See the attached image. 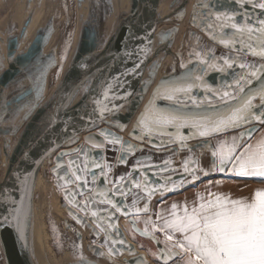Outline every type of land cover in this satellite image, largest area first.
<instances>
[{"label":"snow or ice","instance_id":"snow-or-ice-1","mask_svg":"<svg viewBox=\"0 0 264 264\" xmlns=\"http://www.w3.org/2000/svg\"><path fill=\"white\" fill-rule=\"evenodd\" d=\"M223 2L216 0L212 6L208 3L203 5L208 9L203 23L214 40L229 48V53L220 57L211 50L203 54L199 51L190 53L195 57V67L189 68L183 64L181 67L184 71L180 75L166 77L134 128V132L141 130L136 137L138 140L143 142L147 138L150 143L154 140V147L168 151L191 153L193 146L188 141L198 139L200 143L196 147H208L211 151L207 167H202L199 160L191 155L185 157L180 168L172 167L171 159L164 160L160 165L141 164V160L151 159L150 156L141 155L128 172L114 181H108L105 168L110 171L111 165L97 162L92 156L93 149L103 152L109 144L112 147L118 145L120 163H127V157L136 151H144L139 145L124 140L108 129L97 134L99 140L88 137L92 141V149L76 150L78 158L85 161L83 169L75 165L72 171L73 161L67 166L59 165L65 169V183L75 184L68 200L78 209L77 218L83 221L90 216L95 222V235L100 237L103 234L105 237L99 245L95 242L92 244L101 256L113 257L127 250L135 258L134 264H146L145 259L137 257L133 246L123 237L118 224L122 215L126 225L131 223L134 226L133 235L138 232L156 244L158 251L152 255L157 258L158 264H264V185L254 189L250 196L233 197L225 192L198 193L191 202H174L167 211L155 213V219L150 215L154 196L159 195L163 199L167 193L195 185L197 181L214 174L264 180V133L255 136L264 126V0H228L229 3L235 2L239 10H217L223 7ZM246 5L260 11L250 12ZM110 8L109 5L106 10ZM199 8L198 4L197 13ZM85 32L94 46L106 43L97 39L96 28L91 21L86 23ZM41 39H44L43 35L38 37L30 52L21 54L20 59L25 62V79L31 80L32 84L25 89L23 81L17 82L21 90L15 97L17 108L13 110V115L25 108L28 110L26 115H32L43 99L47 72L56 63V56L55 53L45 56L37 51ZM130 42L133 48H126L121 63H131L132 67L126 66L124 71L114 76V85L112 81H105L100 99L93 101L94 114L98 118L106 114L118 115L124 103L133 102V92L124 88L123 83L137 73L147 56L142 54L140 47L144 38L132 36ZM249 54L258 59L249 61ZM81 67L87 69L88 65L82 63ZM107 67L105 65L103 70L97 71H106ZM62 71L63 64L60 65ZM210 72L227 74L231 78L230 83H225L221 88L211 87L205 79ZM89 79L91 77H85L77 86V90L84 88L85 100L92 92V88L87 87ZM197 89H203L206 94L198 98L195 94ZM157 101L165 103L161 105ZM10 103L5 96L2 107L8 108ZM56 116H59L58 112ZM85 123L95 126L96 121L89 115ZM49 127H55L53 118L49 120ZM185 129L189 130L187 135L184 134ZM64 131L67 135V126ZM230 132L237 134L229 137L227 134ZM72 135L75 136V131ZM214 137L223 139L213 144ZM65 155L69 154L61 153L58 161ZM93 167L100 169V177L105 181L103 189L97 186L94 195H89L85 200H74V196L82 195L84 191L93 192L88 187L89 183L95 185L98 179L97 173L92 171ZM153 168L157 169L155 173L152 172ZM88 173L92 176L91 182L87 179ZM14 176L20 185L21 196L19 200L11 195L6 197L7 203L0 207V228H11L21 245L27 247L26 231L30 225L28 191L33 173L18 169ZM158 176L159 179H154ZM223 183V179L216 182L210 180L207 187H219ZM109 184L112 186L109 187ZM133 192L134 198L128 204L127 196ZM79 212L85 216L81 217ZM141 223L143 228L139 227ZM78 264H94L83 256L82 247Z\"/></svg>","mask_w":264,"mask_h":264},{"label":"water","instance_id":"water-1","mask_svg":"<svg viewBox=\"0 0 264 264\" xmlns=\"http://www.w3.org/2000/svg\"><path fill=\"white\" fill-rule=\"evenodd\" d=\"M56 1L57 0H52L51 5L53 6V3ZM79 1L81 6L84 0ZM107 1L108 0H103L101 2H105L106 9L109 5L112 8V5H114L113 1L109 0L108 3ZM162 1L163 0H136L137 5L135 10L133 9L132 12V16L136 18H134L130 25H126L127 23L120 25L118 23L111 37L109 38L107 45L105 47L103 46V48L102 44H99L98 47L94 46L92 39L86 35L85 32L86 23L91 21L92 24L95 25L97 39L100 40L102 38V35L99 31L100 27H102V25L105 24V21L107 20V14L105 8H103L101 5V2L96 3L94 0L96 5L94 8L95 11H90L86 14L80 15L82 18L81 29L78 35V44L71 60V64L67 68V71L61 76L59 86L54 95L46 100L44 91L43 99L39 101V106L33 111L32 115H25V117L22 118L23 112H19V114L13 116V120L11 119V116L13 110L17 108L15 97L19 95L21 89L19 86H17V88L15 87L13 88V91H11L9 87L18 81H23V88L25 89L29 88L32 84V81L27 83L29 79H25V62L21 61V54L30 52L32 50V46L36 43L38 37L41 35H43L44 39L40 40L37 51L43 52V48L49 44L53 34L58 30V27L57 24L53 23L52 19L49 20L46 25L39 26L36 34L28 43V45L19 53H16L19 48L21 38L26 34V30L30 24V18L26 20L21 28L17 22L18 20H7L4 25L0 26V31L5 30L3 33L7 36L6 56L11 60L6 68L0 72V137L4 138L5 140V146L3 149V153L5 154L4 156L7 158L10 156L8 169L3 181L0 184V207L7 203L6 197L8 195L15 197L17 200L20 199V185L14 176L17 170L19 169L21 172H24V170L27 169L33 173V176L29 180L28 191V202L30 204V225L26 231L27 247H23L21 245V242L15 231H13L11 228H0L1 264H35L30 242L31 209L35 192V183L38 179L41 169L45 162H47L58 149L75 143L81 134L89 132L103 123L115 127L120 132L126 133V137L123 138L124 140H130L133 144L139 145L144 150L146 149L150 152L158 154H167V159H171L173 162L171 165L172 167L176 168L181 166L182 161L189 155H191L193 159H198L202 167H207L209 165L211 151L208 147H196V145L200 143L198 139H191L188 141V143L193 146L191 153L186 151L176 152L154 147V140L152 143H150L149 140L145 138V140L141 142L136 138L141 134V130L136 129L134 132L137 119L140 117L141 113L145 111L146 107L149 105V102L153 100L157 88L161 86L165 78H171L172 76L180 75L184 71L181 67L183 64H187L189 68L195 67V57L191 56L190 53L199 51L203 54L211 50L217 57L229 53V48L221 44L219 40H214L203 23L204 17L208 12V9L204 8L203 5L208 3L210 6H212L216 3V0H194L189 13L188 28L184 32L181 42L173 53L169 63L164 69V72L158 78L163 62L170 53L171 44L176 40L178 35L177 33L179 32V24H175L173 22L168 26L166 25L165 27L157 28V9ZM39 2H41V0H39ZM175 2L176 1L174 0V2L171 3V7H173ZM177 2L178 3L175 13L169 17V19H175L181 23L187 16V7L190 0H178ZM63 4L65 5L66 3L63 1ZM198 4L200 5V8L199 12L197 13ZM52 6H50V8ZM54 7L56 8V6ZM100 7L102 8L103 12L102 10L99 12ZM246 7L250 12L260 11L258 9H253L251 5H246ZM224 9L239 10V7L235 2L229 3L228 0H224L223 7L217 8V10ZM169 19L167 21H169ZM10 21L14 22L11 23ZM42 30L46 31L42 32ZM132 36L144 38V42L140 47L143 49L142 54L147 56L143 63L140 64L137 73L134 76L128 77L127 83H123L122 81L123 87L128 91L133 92V102L131 104L124 103V106L119 109L118 115L106 114L103 116V118H98L94 114L93 101L100 99V93L104 89L105 81H112L114 85L115 81L112 80V78L124 71L126 66L128 68L132 67L131 63H121V60L125 57L126 48L127 50H131L133 48V44L130 42V37ZM16 38H18V40ZM159 46H164L163 50L158 49ZM56 47L57 46L55 45V47H52L51 50L47 52L44 51L46 53L45 55L47 56L48 54L55 53L56 56ZM97 53H99L98 56L96 55ZM110 56L114 59H110ZM247 59L249 61H254L258 58L249 54ZM82 63H86L88 68H82ZM105 65L108 66L106 71H97V69L103 70ZM50 70L51 68L48 70L47 75L50 73ZM93 74L96 76L93 77ZM197 74L200 73L197 72ZM85 77H91V79L88 81L87 87L92 88V92L86 100L84 88H79V90H77V86L80 84V81L84 80ZM92 78H95L94 83H90ZM205 79L213 88H221L225 83H230L231 80L230 76L227 74L217 72H210V75L205 77ZM195 94L199 98L203 97L206 93L203 89H197ZM5 96L9 101H11L8 108L2 107ZM53 97H55V99H53ZM29 99H31V97H29ZM145 100L146 102L143 104ZM101 103H104V101L101 100ZM115 103H121V101H115ZM157 103L163 105L165 102L157 101ZM257 103H259V101H257ZM57 112L59 113L58 117L56 116ZM89 115H91V118L96 121L95 126H89L87 123H85ZM15 118H19L21 125L25 126L18 138L15 136V134L18 135L21 130L17 131V128L13 124ZM50 118H53L55 122L54 128L49 127ZM65 126H67V135L64 131ZM73 131H75V136L72 135ZM188 131V129H185L184 134L187 135ZM238 131H242V129L237 130V132ZM237 132H230L227 135L230 137L231 135H236ZM11 137H15V141H10L9 139ZM221 138L223 137L212 138V143L215 144L217 140H220ZM90 143L92 144V142ZM56 144H58L59 147H55ZM25 153H28V155L25 156ZM131 156L133 155L127 157V163H120L118 159L117 167L127 166V164H129L128 160H130ZM138 157H140V155L137 156V158ZM137 158H135V160H137ZM95 159L97 162L103 165L102 157L95 156ZM154 160L155 162H150L149 164L160 165L162 163L157 161L156 158H154ZM108 165H111L112 170L115 168L113 162ZM130 169L131 166L129 167V170ZM108 170V168H105L107 179L110 181ZM92 171L97 173L98 179L95 185L92 183L88 184V187L93 189V192L90 193L88 191H84L82 195L85 196V199L89 195L95 194V189L97 186L100 189H103L105 185L104 179L100 177V169L93 167ZM156 171L157 169H152V172L155 173ZM121 174L122 173L120 172L118 175L120 176ZM217 175L219 174H214L206 178L215 177ZM140 178H143L142 174L140 175ZM159 178L160 177L158 176L154 179ZM91 180L92 176L90 179H88V181L91 182ZM108 186L111 187L112 185L109 184ZM5 190L11 191L7 192ZM134 195L135 192H133L132 195L127 196L128 204H131ZM157 196H154L153 199ZM97 200H99V197H97ZM8 206L11 207L10 204ZM140 206H143V201H141ZM101 207H103V205H101ZM70 213L71 216L77 220V222L80 224L82 223V220L77 218V212L70 211ZM83 214L82 217L85 216V214ZM123 218L124 217L121 215L118 224L127 243L133 246L137 257H143L145 259L146 264H155L152 263L151 260L143 253L139 252L135 245L127 238L125 230L120 223L121 219ZM130 219L131 218H129V220ZM84 221L89 224L88 227H86L87 230L88 228L94 230L95 222L90 218V216L85 217ZM133 227L134 226L132 225V228ZM139 227L143 228L140 225ZM136 234L141 236L138 232ZM78 236L79 238H82V230L80 229ZM141 237L149 239L144 236ZM80 244L83 245L84 243L80 242ZM92 244L93 243H90L88 246L89 251L97 257H102L98 254L97 250L92 247ZM117 255L118 257H109L114 264H126V262H128V264H134L135 258L127 250L123 251L122 254ZM90 261L94 262V264H106L97 258H92Z\"/></svg>","mask_w":264,"mask_h":264},{"label":"rangeland","instance_id":"rangeland-1","mask_svg":"<svg viewBox=\"0 0 264 264\" xmlns=\"http://www.w3.org/2000/svg\"><path fill=\"white\" fill-rule=\"evenodd\" d=\"M23 1H26V3ZM29 1L30 0H0V26L4 25L7 20H18L17 22L20 25L29 10ZM32 1L34 5L31 8V13L34 15V20L32 22V26L30 27L29 35L26 34L25 36L27 37L25 42L34 37L36 34L35 31L39 28V26L46 25L51 19L58 27V30L54 33L53 39L50 41L49 47H47V51H49L52 47L54 48L55 45L57 46L55 49L57 54L56 63L53 67H51V70L49 71L50 73L47 75V86L46 84V87L44 86V95L47 100L54 95L59 86L61 76L67 71V68L71 64V60L74 56L79 40L78 35L81 29L82 18L80 15L86 14L90 11H95V2L100 3L103 0H95V2L94 0H84L81 6L79 0H57L53 3V6L51 5L52 0H41V2H39V0ZM63 1L66 3L65 5L63 4ZM112 1L114 4L112 5L113 10L112 8L111 10H106L105 2H101V5L105 8L107 14V20L105 21V24L100 27L99 31L102 35L101 39L106 41V43H102V47L107 45L117 24H122V17L124 13L120 8L119 0ZM175 1L176 2L173 7H171V3L174 2V0H163L157 9L156 20H160L166 14L176 9L178 0ZM193 1L194 0H190L188 4L187 16L183 22L180 23L175 19L170 20L168 18L169 21H167L168 19L160 20L157 25V28H162L166 25L168 26L172 22L179 24L178 35L176 40L171 44L170 53L163 62L158 78L164 72V69L169 63L173 53L180 44L184 32L188 28V18ZM22 4L25 5V8L21 6ZM50 6L52 7L50 8ZM54 6H56V8ZM101 10L102 8L100 7L99 12H101ZM14 21L10 22L13 23ZM4 31L2 30L0 32V62L2 63L6 59L5 57H7V36L3 33ZM65 53L67 57L66 59H64ZM61 64H63L62 72H60ZM19 112H23L22 118H24L27 114V112H24V109ZM19 112L17 114H19ZM12 117L13 114L11 118ZM13 124L17 128V131L21 130L18 135L15 134L18 138L25 126L21 125L19 118H15ZM123 134L125 137L126 133L123 132ZM15 139V137H11L9 140L13 142ZM4 146L5 140L0 137V184L3 181L10 161V156L8 158L4 156ZM138 154H141V152H138L136 155ZM136 155L128 160L129 164H127V166H116L112 170L111 181L116 180L120 172L123 174V172L126 173L129 170L133 160L137 157ZM113 158H115V156ZM87 178H91L90 173L87 175ZM65 179V172L63 168L56 164L55 154H53L43 165L34 188L35 192L31 209L30 240L37 257L41 260L42 264H78L82 247V254L88 261L92 258H97L106 264H114L109 257H97L89 251L88 246L90 243L95 242L99 245L104 241L105 237L103 234H101L100 237H97L94 230L91 228H88V230L86 229L89 225L88 223L83 220L80 224L73 216H71L70 211H77L72 209L71 205L73 206L74 204L69 203L68 197L72 196L71 189L75 186L72 187L71 182L66 184ZM221 179L224 180V183L219 187H207L210 180L216 182ZM262 185H264V180H261L260 178H237L229 177L225 174H219L215 177L205 178L195 183V185H189L180 191L167 193L163 199H161L160 196H157L152 201V212L150 215H152V218L155 219V213L161 212L162 210L167 211L174 202L177 204H182L186 200L191 202L196 198L198 193L207 194V192H225L230 193L233 197L250 196L253 194L254 189ZM73 199L78 200V196H74ZM79 215L82 217L80 212ZM79 229L82 230V238H79L78 236ZM125 233L127 238L135 245L139 252L149 258L152 263H158L157 258L152 255V253L157 252L158 249L150 239L143 238L138 234L137 236H132L126 230ZM80 242H83L84 244L82 245ZM105 249H107V246ZM114 257H118V255H115Z\"/></svg>","mask_w":264,"mask_h":264},{"label":"flooded vegetation","instance_id":"flooded-vegetation-1","mask_svg":"<svg viewBox=\"0 0 264 264\" xmlns=\"http://www.w3.org/2000/svg\"><path fill=\"white\" fill-rule=\"evenodd\" d=\"M51 1V0H50ZM23 2H25L26 3V1H23ZM30 2V4H29V10H28V12H27V14L25 15L26 17H24L23 18V21L21 22V24H20V28H21V26L26 22V20L27 19H29L30 18V24H29V26H28V28H27V30H26V34L27 35H29V30H30V27L32 26V22H33V20H34V15H33V13H31L32 11H31V8L33 7V5H34V3H33V1L32 0H30L29 1ZM193 3V2H192ZM22 7H24L25 5L24 4H22L21 5ZM20 6V7H21ZM25 8V7H24ZM20 13V12H19ZM37 31V30H36ZM35 31V32H36ZM1 32V31H0ZM1 34V33H0ZM26 34L21 38V40H20V44H19V48H18V50H17V52L16 53H19L21 50H23L24 48H25V46L26 45H28V43L32 40H28L27 42H25L26 41V38L27 37H25L26 36ZM53 37H54V34H53V36H52V39H53ZM51 39V40H52ZM49 45H50V42H49V44L46 46V47H44L43 48V52L42 53H44V54H46L45 52H47V47H49ZM45 51V52H44ZM46 56V55H45ZM6 59L4 60V62L2 63V62H0V72L2 71V70H4L5 68H6V66L8 65V63L11 61L10 59H8L7 57H5ZM162 75V74H161ZM160 75V76H161ZM29 81H31V80H29ZM28 81V82H29ZM18 86V83L16 82V83H13V85H11L10 87H9V89H11V91H13V88H15V87H17ZM25 110H26V108L24 109V112H25ZM16 115V114H15ZM15 115H13V116H15ZM12 118H14V117H12ZM104 129H108V130H110L112 133H114L115 135H117V136H119V137H122V138H124V134H123V132H120L118 129H116L115 127H112L111 125H108V124H106V123H103L102 125H100V126H98V127H96V128H94L93 130H91V131H89V132H86V133H83V134H81V136L78 138V140L75 142V143H73V144H71V145H69V146H67V147H62V148H60V149H58L54 154H55V162H56V164H58V166L59 165H65V166H67L68 164H69V162L70 161H73L74 162V166H73V168L71 169L72 171H74L75 170V165H78L81 169H83L84 167H85V161L83 160V159H81V158H78V153H77V149H81V148H83V149H85V150H88V149H92L93 148V145L90 143V142H92V141H90L89 139H88V137L89 136H93V137H96L97 138V140H99L100 139V137H98L97 136V134L98 133H100L102 130H104ZM125 137H126V134H125ZM144 151H146V152H144ZM143 151V153H141V154H138V155H144V156H146V155H148V156H150L151 157V161L154 159V158H156V160L157 161H159V162H161L162 161V158L164 157V155H165V153H161V154H158V153H153V152H150V151H148V150H144ZM61 153H68L69 155H65V156H63V158H62V160H60V161H57L58 160V157L61 155ZM167 155V154H166ZM92 156L95 158V156H98V157H102L103 158V164H111L112 162H113V164H114V167H116V166H118V164H117V161H118V159H119V157H120V151H119V146L117 145L116 147H112L110 144L103 150V152H101V150L100 149H93V151H92ZM115 156V158H113ZM166 159H167V157H166ZM150 160H142V161H140V163L141 164H144L145 162H149ZM137 160H133V162H136ZM132 162V164L131 165H133L134 163ZM89 163H90V161H89ZM62 168V167H61ZM63 170H64V172H65V169L63 168ZM108 173H109V179H110V181H111V177H112V169L109 171L108 170ZM89 174V173H88ZM87 174V175H88ZM67 179V178H66ZM65 179V180H66ZM88 179V178H87ZM75 186V184H73L72 183V187H74ZM85 199V196L84 195H80V196H78V200H84ZM71 207H72V209L73 210H75V211H78V209L75 207V205H71ZM81 213V212H80ZM83 214V213H82ZM84 215V214H83ZM121 225H122V227L124 228V230H126V231H128L131 235H133V231H132V225H131V223H128L127 225H126V223H125V218H123V219H121ZM140 226L141 227H143V224L141 223L140 224ZM136 236H137V234H135ZM1 254V253H0ZM1 264V263H0Z\"/></svg>","mask_w":264,"mask_h":264},{"label":"bare ground","instance_id":"bare-ground-1","mask_svg":"<svg viewBox=\"0 0 264 264\" xmlns=\"http://www.w3.org/2000/svg\"><path fill=\"white\" fill-rule=\"evenodd\" d=\"M119 5H120V8L123 10V17H122V24H125V23H127L126 25H130L131 23H132V21L134 20V18H136V17H133L132 16V12H133V9L135 10V8H136V5H137V3H136V0H119ZM192 7V6H191ZM175 10L176 9H174L173 11H171L170 13H168V14H166L163 18H161L160 20H165V19H167V18H169V17H171L174 13H175ZM126 13V14H125ZM121 16H122V14H121ZM119 18H121V17H119ZM160 20H156L157 21V24L159 23V21ZM119 22V21H118ZM128 27V26H127ZM163 48H164V46L163 47H160L159 46V48L158 49H160V50H163ZM94 75V74H93ZM96 75H94L93 77H95ZM94 81H95V78H92V80H91V82L90 83H94ZM89 86H92V85H89ZM146 102V100L143 102V104ZM142 104V105H143ZM28 110L26 109L25 110V112H27ZM12 119V118H11ZM25 128V127H24ZM138 152H140V151H136V153H134L133 154V156H131V158L132 157H134V155H136ZM130 156V155H129ZM136 156H139V155H136ZM137 158V157H136ZM10 162V161H9ZM134 164L136 163V162H133ZM7 169H8V167H7ZM6 174V173H5ZM132 236H134V235H132ZM30 242H31V240H30ZM31 250H32V255H33V259H34V261H35V264H42L41 263V260L37 257V254L35 253V251L33 250V247H32V245H31Z\"/></svg>","mask_w":264,"mask_h":264},{"label":"crops","instance_id":"crops-1","mask_svg":"<svg viewBox=\"0 0 264 264\" xmlns=\"http://www.w3.org/2000/svg\"><path fill=\"white\" fill-rule=\"evenodd\" d=\"M30 82V81H29ZM264 126H262L261 127V129H260V131L259 132H257V133H255V136H260L262 133H264V128H263ZM231 135V134H230ZM229 136V135H228ZM232 136V135H231ZM221 139H223V138H221ZM166 157H167V155L165 154L164 155V157L162 158V161L161 162H163L164 160H166ZM142 161V160H141ZM150 162H155V160L153 159L152 161L150 160L149 162H145L144 164H149ZM133 165H131V167H132ZM176 168H180V166H178V167H176ZM164 175V174H163ZM174 175V174H173Z\"/></svg>","mask_w":264,"mask_h":264}]
</instances>
